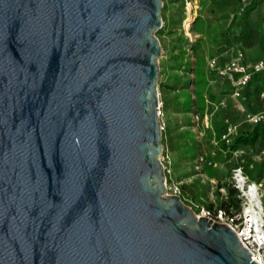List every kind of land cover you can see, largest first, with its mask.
<instances>
[{
  "label": "water",
  "instance_id": "95a60500",
  "mask_svg": "<svg viewBox=\"0 0 264 264\" xmlns=\"http://www.w3.org/2000/svg\"><path fill=\"white\" fill-rule=\"evenodd\" d=\"M161 0H0V264H257L166 195Z\"/></svg>",
  "mask_w": 264,
  "mask_h": 264
},
{
  "label": "rangeland",
  "instance_id": "374dc122",
  "mask_svg": "<svg viewBox=\"0 0 264 264\" xmlns=\"http://www.w3.org/2000/svg\"><path fill=\"white\" fill-rule=\"evenodd\" d=\"M161 1L162 27L156 32L162 47L157 83L163 114L160 121L165 126L162 132L165 139L163 156L168 157L170 171L167 177L180 183L188 198L197 203H213L217 207L223 200L222 196H226L224 201H229L232 169L240 166L251 180H264V156L261 154L264 151V134L253 146H240L234 151L221 149L220 143L213 145L212 133L202 128L204 114L213 112L210 122L216 127L228 119L237 126L238 135L252 134L255 126L244 123L241 113L233 109V112L227 111L233 102L224 96L225 83L208 71L207 60L215 57L220 62L226 61L237 52H242L251 61L264 56V25H261L264 0H197L199 9L189 31L191 40L181 26L182 0ZM246 1L259 2L248 21V28L254 29L258 35L250 48L238 41ZM257 81L264 90V73L253 76L250 87ZM221 98L227 102L225 113L220 109L213 111L208 104L217 103ZM239 103L246 111H256L259 107L258 92L251 89ZM196 114L199 116L197 126L194 122ZM262 128L264 126L257 127L258 133H262ZM199 155H206L215 166L202 164L198 160ZM220 189H223V195ZM262 201L264 203V199Z\"/></svg>",
  "mask_w": 264,
  "mask_h": 264
},
{
  "label": "built area",
  "instance_id": "2783aa9c",
  "mask_svg": "<svg viewBox=\"0 0 264 264\" xmlns=\"http://www.w3.org/2000/svg\"><path fill=\"white\" fill-rule=\"evenodd\" d=\"M183 2V19L182 30L184 34L191 40L189 31L197 17L198 1L197 0H182ZM207 69L216 78L226 83L229 92L226 97L233 102L232 109L241 113L244 123L250 126H259L264 124V91L258 95L259 107L256 111L250 112L244 110L239 101L243 100V93L251 82L253 76L264 73V56L257 60H248L242 52H237L234 56L226 61L220 62L217 58L212 57L207 60ZM211 109L222 110L226 108V99L221 98L217 103L208 102ZM213 113V112H212ZM204 114L202 116V128L212 133L211 142L214 146L223 144L229 147L234 138L238 135L237 126L230 123L228 119L223 121L224 130L216 137L213 127L210 122L212 115ZM157 115L159 120L163 116L162 104L159 100L157 107ZM199 116L195 115V125H198ZM161 132H164L165 126L160 121ZM201 135V133L199 132ZM264 156V151L261 153ZM198 160L202 164L214 167L215 163L206 155H199ZM163 165L166 176L165 189L166 195L178 196L181 201L189 207L197 218L205 217L212 220L213 223H225L232 228V231L237 234L238 240L243 249L252 254L251 260L257 264H264V180L253 181L244 172L243 168L238 166L231 171L230 184L236 191L238 199V207H230L228 209L218 208L213 206L208 208L205 203H197L194 199L188 198L183 192L181 184L172 182L168 179V157L162 155L160 159ZM222 195L223 189H220ZM226 200V196H222ZM213 204V203H209Z\"/></svg>",
  "mask_w": 264,
  "mask_h": 264
},
{
  "label": "trees",
  "instance_id": "16d2710c",
  "mask_svg": "<svg viewBox=\"0 0 264 264\" xmlns=\"http://www.w3.org/2000/svg\"><path fill=\"white\" fill-rule=\"evenodd\" d=\"M258 4H259V2L257 3L256 1H248L246 6L242 9V15H241V23H242V25H241V27L243 29L241 28V30L239 32L238 41L243 43L244 46H246L248 48L252 47L255 44V42L257 40V36H258L254 29L248 28L249 16H250V14L253 12V10L255 9V7ZM261 25H264V21H262V20H261ZM250 83H249L248 87L245 89V91L243 93L244 99H245V96H247L250 93L251 89H254V91H257L258 95H259L260 92L264 91L262 89V86L259 85L260 81H257L256 84L252 88L250 87ZM223 92H224V96L228 95L229 88H228L226 83H225V90ZM225 110H226V108L222 109L220 111L221 112L223 111V113H225L224 112ZM227 111H232L233 112L231 107L229 109H227ZM226 114L230 115V113H226ZM223 121L220 123L219 127H216L215 125H214L215 127L212 126L216 137H218L224 130ZM259 126H264V124L263 125H259ZM257 127L258 126H255L252 134H248L247 135V134H243L242 133L240 135H237L234 138L232 144L229 147H226L223 144H221L220 145L221 149L222 148H228V150L234 151V150H237L240 146H253L255 144V142L257 141L258 137L259 136L263 137V134H264V129L262 128L260 130V131H262V133L261 132L258 133ZM162 144L165 145V139H164L163 135H162ZM236 195H237L236 191L232 187H229L228 188L229 201L221 200V201H219L217 207L218 208H223V209H228L230 207L237 208L238 207V201H237L238 199H236V200L234 199V197ZM207 207L208 208H212L213 204H208Z\"/></svg>",
  "mask_w": 264,
  "mask_h": 264
},
{
  "label": "crops",
  "instance_id": "0c3cea01",
  "mask_svg": "<svg viewBox=\"0 0 264 264\" xmlns=\"http://www.w3.org/2000/svg\"><path fill=\"white\" fill-rule=\"evenodd\" d=\"M246 2L244 3V6H246ZM170 12V11H169ZM169 20H170V15H168V19H167V22H169Z\"/></svg>",
  "mask_w": 264,
  "mask_h": 264
}]
</instances>
